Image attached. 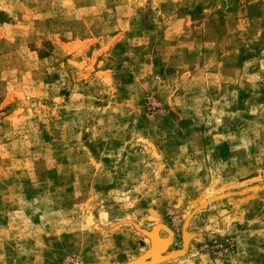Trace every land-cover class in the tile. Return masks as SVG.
<instances>
[{"label":"rangeland","instance_id":"1","mask_svg":"<svg viewBox=\"0 0 264 264\" xmlns=\"http://www.w3.org/2000/svg\"><path fill=\"white\" fill-rule=\"evenodd\" d=\"M154 230L160 264H264V0H0V264Z\"/></svg>","mask_w":264,"mask_h":264},{"label":"water","instance_id":"2","mask_svg":"<svg viewBox=\"0 0 264 264\" xmlns=\"http://www.w3.org/2000/svg\"><path fill=\"white\" fill-rule=\"evenodd\" d=\"M149 237L152 240L151 248L137 259L126 264H160L170 257L167 250L171 243V237L160 239L156 236L155 230L149 234ZM159 242L165 243L161 245Z\"/></svg>","mask_w":264,"mask_h":264}]
</instances>
